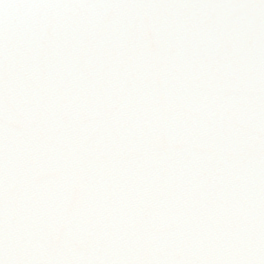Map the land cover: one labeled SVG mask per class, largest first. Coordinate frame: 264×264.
<instances>
[{
    "label": "snow or ice",
    "instance_id": "obj_1",
    "mask_svg": "<svg viewBox=\"0 0 264 264\" xmlns=\"http://www.w3.org/2000/svg\"><path fill=\"white\" fill-rule=\"evenodd\" d=\"M0 264H264V0H0Z\"/></svg>",
    "mask_w": 264,
    "mask_h": 264
}]
</instances>
